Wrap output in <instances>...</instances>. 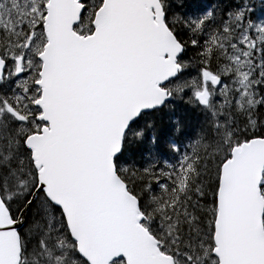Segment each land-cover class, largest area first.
<instances>
[{"label":"snow or ice","instance_id":"obj_1","mask_svg":"<svg viewBox=\"0 0 264 264\" xmlns=\"http://www.w3.org/2000/svg\"><path fill=\"white\" fill-rule=\"evenodd\" d=\"M0 264H264V0H0Z\"/></svg>","mask_w":264,"mask_h":264}]
</instances>
